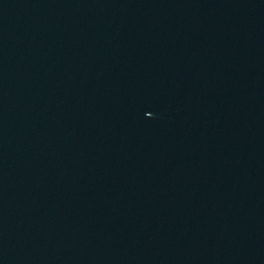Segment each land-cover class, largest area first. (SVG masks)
Returning a JSON list of instances; mask_svg holds the SVG:
<instances>
[{"label":"water","instance_id":"obj_1","mask_svg":"<svg viewBox=\"0 0 264 264\" xmlns=\"http://www.w3.org/2000/svg\"><path fill=\"white\" fill-rule=\"evenodd\" d=\"M229 0H0V264H185Z\"/></svg>","mask_w":264,"mask_h":264}]
</instances>
